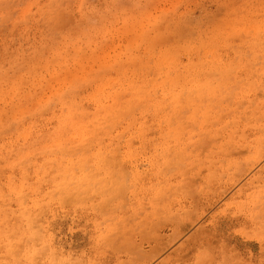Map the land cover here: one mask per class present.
<instances>
[{
	"label": "rangeland",
	"instance_id": "obj_1",
	"mask_svg": "<svg viewBox=\"0 0 264 264\" xmlns=\"http://www.w3.org/2000/svg\"><path fill=\"white\" fill-rule=\"evenodd\" d=\"M263 55L264 0H0L1 178L64 146L74 176L101 150L116 185L43 201L42 240L24 239L39 264H264V140L222 145L262 97Z\"/></svg>",
	"mask_w": 264,
	"mask_h": 264
},
{
	"label": "bare ground",
	"instance_id": "obj_2",
	"mask_svg": "<svg viewBox=\"0 0 264 264\" xmlns=\"http://www.w3.org/2000/svg\"><path fill=\"white\" fill-rule=\"evenodd\" d=\"M215 50L216 48L213 49V51ZM196 68L197 67L193 65V69ZM229 69L232 68L230 67ZM208 75L209 71L204 72L201 75H198L203 77V79H199L200 77H197L196 81H193L194 83H192V90L195 93H200V96L204 95V93L211 95L216 91V86L213 82H211V78L208 77V79L205 80V77ZM166 85L165 92L166 96L169 95V97L162 100L167 99L168 101L172 99V103L176 102L179 98L178 95L180 93L178 90L181 89L180 85H182V82L172 80L171 82L168 81V84ZM187 97L189 98V96ZM257 99H259L257 105L251 107V111H253V113L244 112L243 119L239 121V123L235 121L231 123L232 126L230 133L224 138L222 144L225 147L223 150L224 155L229 154L232 150L239 149H243L244 151L253 149L255 155L259 154L262 146L260 143L264 140L260 139L262 138V134L259 133V131L264 128V87L262 89V97L259 95ZM162 104L164 103L159 101L156 105L162 106ZM198 105L197 107L199 108ZM207 105L208 104H206V106ZM194 106L195 105H193V107ZM112 120L116 119H111L109 122L106 121V128L102 127V129H94L90 131L93 135H95L98 141L104 136V132H106V129L112 124ZM218 133L221 132H216V134ZM64 144H66L65 141L62 145ZM60 150L62 151L57 153L54 150L51 151V149L44 147L40 153L41 155H44L41 157L39 162L26 166V161L21 159L11 166L9 173L6 174L4 178H1L0 175V255L3 256L0 258V264H18L17 261L10 259L9 256L13 255L15 251L22 247L25 250L24 252L27 253V263L39 264V257L42 249L35 250L30 248V244H25L24 239L28 238V241L33 243L31 244L32 247H34L35 241L39 240L41 242L42 237L39 231V216L43 211V201L48 202L51 201V199L57 198V192L68 190L67 187H71L72 184L76 185L74 187H81L83 184H93L94 187L116 186L110 182L111 175L110 172L107 171L109 166L103 159L101 150L95 154V157H97V160L100 162V165L96 169L99 172L97 174H91L86 171L84 172L82 169L84 163L89 160L76 157L77 160L80 159L77 167L81 169L80 171H82L79 176H74V170L72 169L74 167L75 160L72 158L69 151L65 149L64 146L59 147L58 151ZM218 152V147H216V154H214L213 157L217 155ZM212 164L213 162L210 164V167ZM103 173L104 176H101ZM111 174L113 175V173ZM97 177H101V179ZM100 189L98 188L97 190ZM105 191L107 192L106 189ZM110 199L113 200V198ZM15 255H18V253ZM67 262L68 263L62 260L54 264H77L73 261Z\"/></svg>",
	"mask_w": 264,
	"mask_h": 264
}]
</instances>
